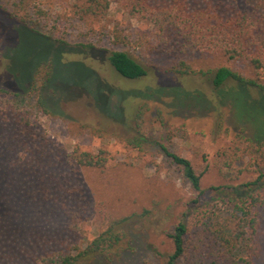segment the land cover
<instances>
[{
    "label": "rangeland",
    "instance_id": "obj_1",
    "mask_svg": "<svg viewBox=\"0 0 264 264\" xmlns=\"http://www.w3.org/2000/svg\"><path fill=\"white\" fill-rule=\"evenodd\" d=\"M187 1L217 10L264 9V0ZM32 2L48 17H34L38 24L19 22L0 10V88L19 93L0 95V167L14 147L1 125L7 124L4 111L14 130L29 136L23 150L30 147L41 157L39 171L12 166L0 173V264H42L40 257L55 250L76 253L75 246L83 248L107 227V217L128 215L130 250L111 262L95 256L78 264H167L169 234L196 192L162 146L202 172V202L215 196L212 186H236L258 176L243 153L229 169L214 167L218 151L237 139L239 123L264 135V108L251 100L258 92L242 89V97L228 82L225 88L231 84L233 90L217 96L212 84L218 66L248 74L247 67L223 56L193 55L192 73H174L167 70V55L155 48L151 26L129 18L115 3L105 19L93 21L74 16L76 0ZM55 19L56 35L66 38V46L52 39ZM31 26L52 38L32 32ZM114 50L126 51L146 74L133 79L120 75L108 59ZM44 62L52 65L50 81L29 96L34 71ZM40 96L46 110L38 108ZM142 106L146 141L133 148L126 139L134 133L133 118ZM7 148L10 155L3 154ZM74 150L94 155L103 150L106 162L101 167L76 165L70 159ZM262 184L264 192V178ZM74 212L80 216L79 229L70 233L66 223ZM257 212V263L264 264V193Z\"/></svg>",
    "mask_w": 264,
    "mask_h": 264
},
{
    "label": "trees",
    "instance_id": "obj_2",
    "mask_svg": "<svg viewBox=\"0 0 264 264\" xmlns=\"http://www.w3.org/2000/svg\"><path fill=\"white\" fill-rule=\"evenodd\" d=\"M76 1L78 2L73 12L79 19L101 21L107 17L111 3H115L129 18L149 24L156 40V50L167 55L169 59L168 71L181 75L192 73L189 58L193 55H217L225 57L228 61L242 63L247 67L248 74L227 66H218L213 70L211 80L216 94L222 96L230 92L233 90L232 85L241 94L242 89L252 88L258 94L251 100L254 99L255 103L264 108V9L251 7L217 10L192 6L187 0ZM217 2L220 4L222 0ZM21 9L24 12L19 14ZM0 10L22 23L38 24L40 21L34 17L38 18L42 14L45 16L43 18H48L46 11L33 4L32 0H0ZM29 29L52 38L33 26ZM58 29L55 19L50 28L54 34L52 39L57 44L66 46L69 42L63 36L56 35ZM80 44L83 47L95 48L91 43ZM108 59L115 70L126 78H139L146 74L145 67L126 51H110ZM51 70L50 62L41 63L37 67L27 88V95H34L46 87L50 81ZM228 82L233 84L225 88V83ZM9 93L19 96V93L0 88V95ZM229 104L231 105V102ZM37 105L38 108L46 110L41 96ZM9 106L14 107L11 103ZM5 113L4 111L5 118L3 117L2 121L7 124L1 125L4 126L3 132L7 135L9 144L14 147L10 149L11 152L9 148L3 152L4 155L5 152L7 155L11 153V156L6 164L0 167V173L4 170L7 172L12 166H18L22 170L24 168L39 171L41 157L37 154L38 151L30 147L23 150L29 136L24 131H15L16 128ZM22 118L24 117L20 120ZM133 120L134 133L126 142L133 148H140L146 141L143 106L137 110ZM239 125L242 128L237 139L218 151L214 167L219 170L229 169L233 162L238 160L240 153H243L249 155L251 163L256 165L258 176L236 186H212L209 190H212L215 196L204 202L202 200L205 199L206 190L200 185L202 172H198L188 158L170 152L162 146L164 152L182 169L196 192L189 209L183 213L169 234L172 252L167 264H175L178 260L182 264H258L261 242L257 206L264 193V135H259L243 123ZM245 129L250 131L247 137H243ZM7 130L10 132H6ZM103 154V150L96 155L74 150L70 159L75 161L76 165L101 167L106 162ZM8 161L10 165H7ZM78 215L76 212L68 214V232L77 233L80 220ZM129 218V215L119 218L107 217V227L91 238L83 248L75 246L73 250H76V253L55 250L41 256L39 261L42 264H78L81 260L95 256L102 260L114 261L131 249L126 246V224Z\"/></svg>",
    "mask_w": 264,
    "mask_h": 264
}]
</instances>
